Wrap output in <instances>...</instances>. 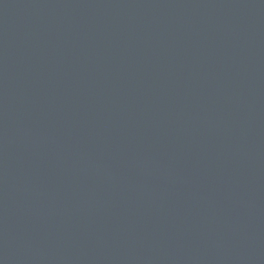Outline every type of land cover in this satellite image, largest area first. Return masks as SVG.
<instances>
[{
    "label": "water",
    "instance_id": "95a60500",
    "mask_svg": "<svg viewBox=\"0 0 264 264\" xmlns=\"http://www.w3.org/2000/svg\"><path fill=\"white\" fill-rule=\"evenodd\" d=\"M0 264H264V0H0Z\"/></svg>",
    "mask_w": 264,
    "mask_h": 264
}]
</instances>
